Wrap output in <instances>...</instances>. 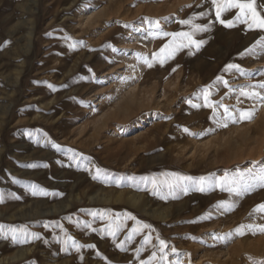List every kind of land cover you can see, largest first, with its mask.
Returning a JSON list of instances; mask_svg holds the SVG:
<instances>
[{"label": "rangeland", "instance_id": "obj_1", "mask_svg": "<svg viewBox=\"0 0 264 264\" xmlns=\"http://www.w3.org/2000/svg\"><path fill=\"white\" fill-rule=\"evenodd\" d=\"M158 7L169 9L148 14ZM202 11L207 15L193 22L210 26L194 37L205 41L199 49L182 48L162 65L143 62L171 40L153 38L151 21L159 20L165 32H186L190 26L179 22ZM260 35L243 24L221 25L210 0H0V264H139L157 251L145 245L137 258L144 235H151L153 245L157 236L168 243L166 264L264 261V253L252 251L264 243V232H233L241 224H264V213L249 215L264 203V188L250 180L251 190L237 196L218 186L225 172L264 169V101L239 96L241 87L264 80V52L241 56ZM229 63L245 74L224 72ZM217 76L228 87L217 83L209 90L214 116L201 90ZM134 93L140 110L153 116L148 123L127 129L137 121L120 117L121 124L100 128ZM165 100L166 110L153 109ZM237 109L252 111V118L240 120ZM53 143L71 148L78 159L56 152ZM173 172L194 180L154 194L151 182L141 179ZM200 177L206 178L203 185ZM200 186L203 192L196 190ZM100 189L132 191L146 206L134 208L114 197L89 203L90 193ZM83 192L87 197L78 201ZM221 200L234 201V209L213 207ZM209 212L211 218L198 219ZM114 221L124 225L115 239L107 234ZM137 222L151 229L126 240ZM12 229L18 236L26 231L29 242L13 240ZM67 236L94 247L77 251L64 243Z\"/></svg>", "mask_w": 264, "mask_h": 264}, {"label": "snow or ice", "instance_id": "obj_2", "mask_svg": "<svg viewBox=\"0 0 264 264\" xmlns=\"http://www.w3.org/2000/svg\"><path fill=\"white\" fill-rule=\"evenodd\" d=\"M210 6L215 11V20L227 28H232L237 25L243 24L246 26L247 30H258L260 32H264V0H210ZM233 11L234 16L232 19L223 18L226 14ZM206 15L207 13L202 11L198 14V16L194 14L188 19L181 20L179 23H181L182 25H189L191 28L190 31L186 32H165L161 29L159 20L151 21L152 26L156 29V31L150 33L153 38L163 36L171 37V40L168 43L164 44L157 52H154L152 54L151 60H149L147 56L142 57L143 62L147 64L148 67H152L153 62H159L162 65L166 62V60L174 58L175 54L182 48H191L192 46H195L197 49H199V47L203 45L205 41L194 39V37L198 32L208 31L210 25L194 23L193 21L197 18H203ZM125 27H127V25H125ZM67 39H70V37ZM258 48L261 52H264V35H260L259 38L256 39L255 43L251 45V47L246 48L245 51L241 53V56H244L246 54H259L256 51ZM113 51H116V49L113 48ZM233 70L240 73L241 75L245 74L244 70L239 64L233 63L227 64L223 71L227 73ZM217 83H222L225 87H228V81L225 80L223 76H217L216 80L212 84L205 86L201 90L204 99V106L212 108L214 116L216 113V106L215 102L210 99L212 93L209 90L213 88ZM49 87L53 86L49 85ZM239 96L248 99L264 101V80L258 81L255 84L248 85L247 87H241ZM237 111L239 112L240 120H248L252 118L253 113L250 110L241 111L237 109ZM224 112L226 116H229V110L227 107H224ZM230 118L233 120V122L236 121V117L234 115L230 116ZM223 126L226 127L227 125L224 124ZM184 131L188 132V129L185 128ZM52 147L59 149L60 146L57 144H52ZM27 167H35V165H27ZM97 171H99V169H97ZM163 176L164 179H160L157 177H142L141 179L149 180L151 182L154 194L156 192H159L164 187H167L170 192L174 191L176 188L183 189L185 185L182 182L194 180V178L191 176H185L175 172L164 173ZM205 179V177L199 178L201 185H203ZM250 180H257L259 182V186L264 188V169H261L258 174L254 173L252 169H248L247 173L236 172L231 174V176L228 172H225L224 176L220 178L218 186L220 187L221 191H227L230 194L234 193L235 195L240 196L243 193L251 190L252 185L249 183ZM33 187L35 188L36 186ZM196 190L203 192L205 188L203 186H200ZM41 191L44 190L41 189ZM33 194H36L35 191ZM0 202H3L2 195H0ZM234 206V201L221 200L213 207L225 211H231L234 209ZM256 213H264V203L256 205L251 210L249 215L251 216ZM128 218L135 220V217H132L130 215L128 216ZM209 218H211L210 212L206 213L204 217L198 219ZM137 225L138 226H135L130 230L125 238L126 240L131 241L135 236L140 235L143 229H151V225L148 224H139V222H137ZM123 226L124 225L122 221H114L113 223L108 225L107 234L115 239L117 233L122 230ZM3 227V225H0V229H2ZM86 227L90 228L91 225L88 224L86 225ZM245 229L253 232H264V224H241L236 229H234L233 232L238 235H244ZM12 232L13 240L20 239L21 242H29V234L26 231L20 230L19 236L17 235L16 229H12ZM233 232L226 233L225 236L230 237L233 235ZM31 237L35 239L40 238L39 235L35 233L31 234ZM192 238L195 239V237ZM156 239L158 240V246L152 244L151 235H144L143 244L140 248L136 249L137 258L139 257L140 252L144 251L145 245H152L153 247L157 248V251H153L147 260H140L139 264H166V262L168 261V253L165 251V249L168 248V243L165 240L161 239L159 236H157ZM69 242H71L72 246L76 248L77 251H79L83 247H94V245L79 244L71 236H67V239L64 241V243L68 244ZM117 246L122 247V244H118ZM157 252H159V256L157 255ZM171 252L176 253L177 249L175 247H172ZM248 259L250 261H253V264H264V261H256L253 257H248ZM172 264H180V262L175 261L172 262Z\"/></svg>", "mask_w": 264, "mask_h": 264}, {"label": "bare ground", "instance_id": "obj_3", "mask_svg": "<svg viewBox=\"0 0 264 264\" xmlns=\"http://www.w3.org/2000/svg\"><path fill=\"white\" fill-rule=\"evenodd\" d=\"M168 9L169 8H166V9H159L156 8L155 10L153 11H148V14L150 15H160V14H164V13H167L168 12ZM255 61V60H254ZM124 82L127 81V79H123ZM123 82V81H122ZM125 84V83H124ZM157 102V101H156ZM154 104V103H153ZM140 100L138 101L137 97H136V94H132L130 95L127 99H125L124 102H121V104L119 105V107H116L117 108V111L115 112L113 110V112H115L113 114V116L107 118V119H110V120H105L104 122H102L100 128H106L107 126H109V123H113V122H118L119 124H121V121H120V117H124L122 119H126L128 117H130V120H127L128 122H131L132 120L133 121H137L136 123H132L130 124V126L127 127V129H133L135 128V126H137V124H143L144 122H147L148 119H150L151 117L153 116H147L146 112L144 111H141L140 110ZM147 106V105H146ZM145 106V107H146ZM167 106H168V100H165L163 103H160V101H158L156 104H154L153 106V109H156L158 112H163L164 110L167 109ZM133 111H136V116L133 114L134 112ZM112 112V113H113ZM134 115V116H132ZM152 115V114H150ZM262 122H264V113L262 115ZM148 123V122H147ZM112 129V128H111ZM113 129H115L113 127ZM112 129V130H113ZM129 132V131H128ZM99 140V138L95 137L94 139L91 140V144H94L95 142H97ZM235 140H233L232 138L229 139L227 142L229 144V146L233 145V142ZM53 144H56V143H53ZM51 148V147H50ZM54 149V148H53ZM51 151V150H50ZM53 151V150H52ZM55 151L56 152H59L61 154H64V156L67 154L69 156H74L78 159V156L79 154H75L72 149L70 148L68 151H63V150H60V149H57L55 148ZM60 154V155H61ZM114 155V154H113ZM116 156V155H115ZM114 162H118V159H114ZM99 192H97L96 190V195L92 196L91 193H90V197H87L86 193H82L81 197L77 196L76 199L78 201H81V200H84L83 198L84 197H87L89 203L93 201H109L110 198H113L114 197V200L117 202V201H121V200H124L125 202H127L130 206L132 207H136V208H142V207H145L146 206V203H144V201L141 199V196L136 194V193H133L132 191H126L124 193L122 192H119L118 194H113V193H110L109 191H107L108 193H102L101 191H103V189H100L98 190ZM94 193V192H93ZM92 193V194H93ZM88 194V193H87ZM89 195V194H88ZM113 202V201H112ZM143 210L146 211V209L144 208ZM148 210V209H147ZM154 212V210H152ZM158 214L162 217H166L168 214L164 211H159ZM259 253V254H263L264 253V243L262 245H258V247H253L252 248V251H254ZM22 253V251L20 252V254ZM23 254V253H22ZM3 261V260H2Z\"/></svg>", "mask_w": 264, "mask_h": 264}]
</instances>
